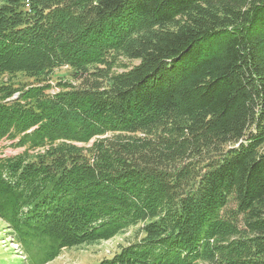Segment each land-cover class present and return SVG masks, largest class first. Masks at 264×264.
<instances>
[{"label":"trees","instance_id":"obj_1","mask_svg":"<svg viewBox=\"0 0 264 264\" xmlns=\"http://www.w3.org/2000/svg\"><path fill=\"white\" fill-rule=\"evenodd\" d=\"M260 49L264 0H3L0 141L22 151L0 220L27 261L137 228L98 264H264Z\"/></svg>","mask_w":264,"mask_h":264},{"label":"rangeland","instance_id":"obj_2","mask_svg":"<svg viewBox=\"0 0 264 264\" xmlns=\"http://www.w3.org/2000/svg\"><path fill=\"white\" fill-rule=\"evenodd\" d=\"M3 0H0V3ZM258 58L261 70L264 71V50L260 49ZM51 83L60 79H70L66 68L57 69L51 75ZM3 79H0V82ZM28 77L18 74L13 77V82L26 83ZM264 151V145L261 148ZM20 148L11 146V142L4 139L0 141V158L11 157L21 152ZM137 228H129L124 233H120L108 241H101L91 244H84L78 247L63 249L60 255L47 264H98L104 258H109L132 240ZM9 230L0 220V264H30L26 255L19 245L13 242Z\"/></svg>","mask_w":264,"mask_h":264}]
</instances>
